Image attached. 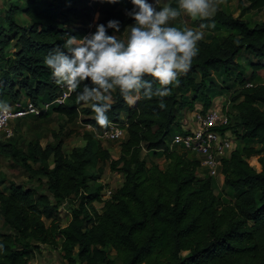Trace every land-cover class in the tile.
<instances>
[{"label": "trees", "instance_id": "trees-1", "mask_svg": "<svg viewBox=\"0 0 264 264\" xmlns=\"http://www.w3.org/2000/svg\"><path fill=\"white\" fill-rule=\"evenodd\" d=\"M244 1L249 9L264 8V0ZM132 7L131 0L115 4L25 0L21 11L29 19L28 26L18 24V7H10L3 19L7 30L0 25V102L12 105L25 98L38 105L53 100L61 85L44 64L45 56L62 47L68 36L83 37L94 32L96 24L106 25L109 20L120 22L121 33L116 35H123L124 28L133 23L125 15ZM96 13L99 19L94 21ZM209 20L227 34L198 42L199 52L189 70L178 76L169 86V95L162 98L165 108L159 107L161 98L140 99L129 106L118 90L112 93L107 118L122 124L126 132L117 159H110L91 133H84V144L67 155L62 151V139L45 145L32 140L25 149L13 139L0 141V154L46 178V190L53 199L51 202L48 193L14 182L8 192H0V214L15 232L0 234V264H29L40 245H57L58 237L67 264H264V152L257 158L259 170L247 161L264 151V84L247 85L242 74L236 75L240 99L231 105L235 120L226 128H231L242 145L223 159L221 168L231 199L214 193V177L198 174L196 157L178 146L169 147L172 136L183 130L179 121L182 108L193 109L197 98L203 111L211 106L207 91L214 87L213 74L235 68L242 51L254 57L249 62L253 77L264 68V19L251 26L239 16L217 9ZM108 34H113L111 29ZM11 40L18 48L5 55ZM83 83L64 103L35 116L56 112L73 121L79 113L94 114L91 105L85 107L86 103L77 101ZM153 85L157 86L155 81ZM183 92H191L192 98L186 100ZM94 115L83 123L104 130ZM149 153L164 155L166 166L148 165ZM108 160L123 180L103 198V186L96 182L94 172H100V163ZM68 198L75 205L69 222L61 226L53 215ZM94 202L102 203L100 210ZM43 217L50 219L49 225Z\"/></svg>", "mask_w": 264, "mask_h": 264}, {"label": "clouds", "instance_id": "clouds-1", "mask_svg": "<svg viewBox=\"0 0 264 264\" xmlns=\"http://www.w3.org/2000/svg\"><path fill=\"white\" fill-rule=\"evenodd\" d=\"M105 2L115 4L118 0H101ZM131 4L125 15L133 23L124 28L123 38L116 35L121 33L120 22L109 20L106 25L96 24L95 31L83 37L68 36L63 46L52 49L43 61L55 83L66 88L65 98L89 82L83 83L76 98L91 105L100 128L110 126L106 113L117 90L129 106L156 97L161 98L159 107L165 108L162 98L169 95V86L178 76L189 70L206 27L178 28L170 22L182 13L192 19H211L218 7L217 0H178V7L162 0H131ZM98 19L96 13L94 21ZM109 29L113 34H108ZM0 111L9 112L10 108L0 102Z\"/></svg>", "mask_w": 264, "mask_h": 264}, {"label": "rangeland", "instance_id": "rangeland-1", "mask_svg": "<svg viewBox=\"0 0 264 264\" xmlns=\"http://www.w3.org/2000/svg\"><path fill=\"white\" fill-rule=\"evenodd\" d=\"M25 0H0V25L7 30V25L4 24V16L6 11L13 6L18 7V12L15 14L16 20L21 26H28L30 24L29 19L21 11L24 6ZM168 3L172 7H178V0H162V3ZM218 7L226 13H231L234 17L239 16L240 18L246 20L249 25H254L261 22L264 19V8L259 9H249L248 3L244 0H217ZM162 6V4H161ZM201 24L206 27L203 29L204 38L203 40H208L210 37L215 35H225L227 31L224 28L217 27L209 19L201 20L199 18L192 19L185 14H181L177 20L171 23L172 26L178 28H183L185 26L192 28H199ZM124 35V33H123ZM123 35L118 36V38H123ZM14 40H11L9 45L4 48L5 55H11L14 50H17L18 46L14 44ZM251 53L247 51H242L236 57V67L230 68L228 73L219 72L213 74L211 80L213 81V89L207 91V95L210 98V105L227 107V109L232 113L234 111L231 105L239 101L238 91L240 84L236 78L239 72L244 77L245 82L248 84L262 83L264 84V68L260 72H257L256 77L252 76V69L249 64L253 60ZM264 63V60L261 63ZM186 100L192 98L191 92H183ZM25 98H22L23 102ZM8 106L9 103H6ZM193 109H201L202 101L197 98L193 102ZM90 104H85V107H89ZM189 116L193 112L191 110ZM93 113L85 115L79 113L78 117L73 121H69L65 116L58 114L56 112H51L43 117L38 116H26L20 118L18 122L17 119L10 123L13 127V133L11 136L5 138L0 135V141L6 142L7 140H14L19 148L25 149L27 143L32 140H39L42 145L45 143L55 144L58 139H62V151L64 154H68L73 147L81 146L84 144L83 134L91 133L95 138H97L102 147L105 148L110 154V159H117L120 152V143L122 140H109L100 136V129L92 128L87 123H83V119L87 117H93ZM183 115V114H182ZM232 120L234 121L233 114ZM191 117V116H190ZM192 118V117H191ZM242 144L236 139V147L239 148ZM256 148L259 146L256 143H252ZM261 151L258 154L250 156L247 161L255 169L259 170L260 165L257 161L259 155L263 154ZM191 155V154H190ZM195 157L194 155H191ZM148 165L157 164L159 167L164 168L167 164L164 155L148 154L147 156ZM50 164H52L50 160ZM101 171H95L94 174L97 176L96 182L103 186L102 197H108L110 193L116 190L123 180V175L121 172L114 170L110 167V160L100 163ZM45 177H39L32 174L30 171L26 170L21 166L18 160L11 158L10 156H5L0 154V192H8L11 182L20 184L23 188H36L38 192L48 193L45 186ZM213 191L216 195L221 197L232 198V193L223 185V177L219 175L213 178ZM49 199L53 202L52 196L48 193ZM75 205V201L72 198L63 200L57 210V213L53 215L54 220L58 222L61 226H65L71 218V210ZM102 203L94 202L96 209L100 210ZM46 225H49L50 219L43 217ZM14 234L15 232L4 222L0 214V234ZM57 245H40L38 250L32 253L29 259V264H67V261L62 257V252L60 250V238H57Z\"/></svg>", "mask_w": 264, "mask_h": 264}, {"label": "built area", "instance_id": "built-area-1", "mask_svg": "<svg viewBox=\"0 0 264 264\" xmlns=\"http://www.w3.org/2000/svg\"><path fill=\"white\" fill-rule=\"evenodd\" d=\"M251 85V84H247ZM66 88L61 86V92L51 101L38 105L26 100L9 106V112L0 111V135L7 138L12 135L13 120L28 115H38L41 111L50 109L52 105L66 101ZM191 119L185 122L182 132L175 133L169 147L178 146L194 155L199 160L197 172L200 176L217 177L222 175V161L230 156L236 147V135L231 128H226L232 122V113L227 107L210 106L207 110H191ZM190 113V111H189ZM125 127L120 123L110 122V126L101 131L100 136L109 140H122L125 137ZM223 177V175H222Z\"/></svg>", "mask_w": 264, "mask_h": 264}, {"label": "crops", "instance_id": "crops-1", "mask_svg": "<svg viewBox=\"0 0 264 264\" xmlns=\"http://www.w3.org/2000/svg\"><path fill=\"white\" fill-rule=\"evenodd\" d=\"M263 69L258 70L257 72L262 71ZM189 110L187 107L182 108L181 115L179 116L180 125L183 128L185 126V122L189 121L191 118L189 116ZM183 114V115H182Z\"/></svg>", "mask_w": 264, "mask_h": 264}]
</instances>
